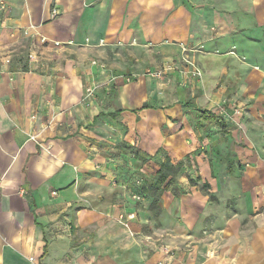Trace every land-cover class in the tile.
I'll list each match as a JSON object with an SVG mask.
<instances>
[{
  "label": "crops",
  "instance_id": "obj_1",
  "mask_svg": "<svg viewBox=\"0 0 264 264\" xmlns=\"http://www.w3.org/2000/svg\"><path fill=\"white\" fill-rule=\"evenodd\" d=\"M184 55L202 76L185 78ZM165 63L168 82L145 74ZM124 143L141 171L185 161L152 241L112 158ZM0 264H264V0H11Z\"/></svg>",
  "mask_w": 264,
  "mask_h": 264
},
{
  "label": "rangeland",
  "instance_id": "obj_2",
  "mask_svg": "<svg viewBox=\"0 0 264 264\" xmlns=\"http://www.w3.org/2000/svg\"><path fill=\"white\" fill-rule=\"evenodd\" d=\"M21 45H22L21 46V52L22 53L20 52V55L17 56V59L22 61V62H27L26 54H27L29 45H25V43H23ZM7 58H9V57H7ZM11 62H13V59ZM165 78H166V76L161 78V79L163 81L168 82V80ZM134 149L129 148V146L126 143H124L123 145L118 146V148H116L111 153H114V157H112L114 159V161L117 160V158L118 159H124L123 163L125 162L124 164L127 165L128 168L131 170V173H132L131 179L128 180L126 178V180L125 181L123 180V182H125L126 189L130 192V195L133 197L132 199L133 200L135 199L134 201H136L135 203L133 202L135 207H136L135 210L138 211L141 209L140 210V212H141L142 210H146V207H145L146 203L148 205L147 206V210H148L147 213L148 214H143L145 216L146 220L143 221L142 232L146 236V239H148V241H152V240H154L155 231L159 229V225H160V217L159 216H160L161 211H162V202H163L162 198H163L164 193L160 197L161 211L159 209V216L156 218V217H154V212L152 210H150V203H151V198H152L153 194L150 192H146L147 194H142V193H140V191H143L144 187L146 185L150 184L155 179V177H157V173L154 170L149 171V172L145 171V170H148V167H146L145 165H142L143 171H141L139 169L140 165H141V161L137 160V162H136ZM162 155H165L163 150H161L160 152L157 153V155L155 156L157 161L159 158H162ZM128 159H134L136 165L132 164L131 161H128ZM121 172L124 173V172H126V170H124V171L122 170ZM144 173H148V174L145 175ZM191 174H193V175L197 174L195 168H192ZM121 178H122V176H121ZM117 183H120V182L117 181ZM144 202H145V204H144ZM135 210L130 211V212H135V213H133L134 216H132V217H130L132 215V213H129L126 216V218H125L126 213H124L125 214V215H123L124 217L122 216V214H120L118 216V219H119L118 221L123 222V224H125L127 227H129L130 219H132L133 217L136 218L135 215L139 216V213H137ZM168 222H170V219H168Z\"/></svg>",
  "mask_w": 264,
  "mask_h": 264
},
{
  "label": "trees",
  "instance_id": "obj_3",
  "mask_svg": "<svg viewBox=\"0 0 264 264\" xmlns=\"http://www.w3.org/2000/svg\"><path fill=\"white\" fill-rule=\"evenodd\" d=\"M135 157L140 161H146V157L140 154L139 150H134ZM185 161L181 160L177 163H171V160L168 156H166L165 160L161 163V168L157 171V177L148 185H146L143 191H140L142 194H147L146 192H150L153 194L150 203V210L154 212V217L159 216V209L161 211L160 205V197L162 196L164 191H173L177 189L175 180L177 174L184 168ZM190 178V183L194 184V179ZM178 190V189H177ZM187 191L183 188L179 189L180 194H185ZM175 194V193H174ZM176 196L179 194L176 193Z\"/></svg>",
  "mask_w": 264,
  "mask_h": 264
},
{
  "label": "built area",
  "instance_id": "obj_4",
  "mask_svg": "<svg viewBox=\"0 0 264 264\" xmlns=\"http://www.w3.org/2000/svg\"><path fill=\"white\" fill-rule=\"evenodd\" d=\"M10 2H11V0H0V17L3 16L10 9ZM52 14H53V16H57L59 14V9L57 7H54L52 10ZM45 40L46 39L44 38L43 41H45ZM56 44H60V42H56ZM187 50L188 49L185 48V51H187ZM30 56H31V58H34L35 54H31ZM10 61H11L10 58L6 59L7 63H9ZM182 62L186 64V67L184 69L181 68V72L183 73L185 78L202 76V71L194 59H192L191 57H189L187 55H184V57H182ZM93 63L98 64L97 60H94ZM101 65L103 67L105 66V64H101ZM174 69H176L175 65H173L171 63H165L164 65H162L161 67H159L157 69L148 68L145 74L151 75L153 77L163 78L166 74L170 73V71H172ZM96 88H97V86L88 85L86 87L84 98L85 99L91 98L95 94ZM34 137L35 136H33V138ZM132 216H134L133 213L130 217H132ZM31 260H33L32 257H31Z\"/></svg>",
  "mask_w": 264,
  "mask_h": 264
}]
</instances>
